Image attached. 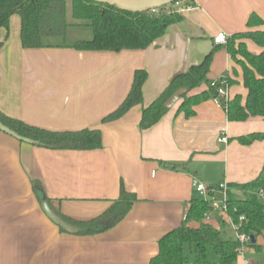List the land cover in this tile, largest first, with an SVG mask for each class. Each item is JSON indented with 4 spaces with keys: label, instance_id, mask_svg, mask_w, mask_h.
<instances>
[{
    "label": "crops",
    "instance_id": "1",
    "mask_svg": "<svg viewBox=\"0 0 264 264\" xmlns=\"http://www.w3.org/2000/svg\"><path fill=\"white\" fill-rule=\"evenodd\" d=\"M183 19L142 50L79 51L49 47L24 49L20 18L12 15L0 48V111L49 130H101L102 146L92 150H49L19 142L0 130V264H148L158 241L184 220L192 181L207 186L246 183L264 176V139L249 145L232 140L264 131L261 118L229 122L215 99L195 107V115L176 113L177 105L153 126L141 130V107L120 119L102 123L129 91L136 69L147 72L143 105L152 102L172 78L200 63L214 49L207 77L227 84L228 98H242V69L213 37L249 30L250 14L263 19L264 0H193ZM253 53L259 48L243 40ZM249 43L253 46L250 48ZM205 84L194 90L206 89ZM225 136L226 143L218 138ZM186 163L172 170L162 162ZM31 180L42 183L54 210L75 221L101 215L120 194L121 185L137 200L111 228L79 236L60 232L41 210ZM240 195L239 191L228 188ZM215 193L214 195H216ZM223 220L233 230L229 216ZM264 264V232L255 238ZM248 245L233 264H250ZM251 258V264L255 259Z\"/></svg>",
    "mask_w": 264,
    "mask_h": 264
},
{
    "label": "trees",
    "instance_id": "2",
    "mask_svg": "<svg viewBox=\"0 0 264 264\" xmlns=\"http://www.w3.org/2000/svg\"><path fill=\"white\" fill-rule=\"evenodd\" d=\"M182 8L193 6V0H179ZM179 7L167 5L154 11L141 13L127 12L114 6L95 3L90 0H71L69 22L66 0H0V31L8 30L12 15L20 18V41L24 49L49 47L72 48L79 51H112L142 50L153 41L162 37L168 27L183 19ZM263 25V19L257 14L249 15L246 26L249 30L235 33L228 37L223 45L231 58L242 69V84L246 89L244 98L236 94L232 98H220L217 90L220 82L211 83L207 77L214 49L198 64L190 65L185 71L175 75L164 90L147 105H143V87L147 80L144 69H136L128 93L121 103L101 122L115 121L132 108L141 107L139 128L147 129L156 124L169 109L164 101L178 88H186L178 102L176 113H183L185 118L195 115V107L209 99L219 102L229 122H245L250 118H261L264 121V30H251ZM89 30V38H76L68 42L70 28ZM60 38L62 43L54 44L50 39ZM6 37L0 39V48ZM242 40L252 41L260 50L253 53L247 49ZM233 81L227 80L231 85ZM206 89L194 92L201 85ZM0 123L11 131L19 142L30 141L37 147L49 150H92L102 146L101 130L98 128H81L78 130L55 131L29 125L0 111ZM264 139V131L251 132L234 137L242 145H249ZM172 170L185 168L186 163H167ZM264 172V169H263ZM218 184L209 186L216 188ZM33 193L40 204L46 200L51 209L65 222L78 227L75 235H93L105 231L119 222L137 200L121 185L117 200L98 217L89 221L71 220L58 213L45 194L43 185L38 180H31ZM235 189L237 195L228 189L227 214L235 225L236 233L257 238L264 232V201L256 195L264 191V176L261 173L255 179L238 184H227ZM209 200L198 197L191 199L186 216L182 223L165 233L158 241V253L148 264H233L241 247L237 237L224 238L222 229L226 226L219 221V228L203 221V216L211 210ZM60 232L66 233L60 227ZM255 250V264H261V247L256 242L248 244ZM189 256L192 263H189ZM246 257L251 264V258Z\"/></svg>",
    "mask_w": 264,
    "mask_h": 264
},
{
    "label": "water",
    "instance_id": "3",
    "mask_svg": "<svg viewBox=\"0 0 264 264\" xmlns=\"http://www.w3.org/2000/svg\"><path fill=\"white\" fill-rule=\"evenodd\" d=\"M99 4H106L109 6H114L119 10L133 12V13H141L147 11H154L161 7L172 5L179 0H90ZM187 92L186 88H178L174 91L165 101L164 107L167 109H171L176 105L180 97ZM0 130L12 137H15L14 134L9 131L6 127H4L0 123ZM25 143H30V141L24 139ZM40 207L45 216L57 227H60L68 234H77L79 229L78 227L69 224L63 221L49 206L46 200H40ZM251 243H255L254 236H250Z\"/></svg>",
    "mask_w": 264,
    "mask_h": 264
},
{
    "label": "built area",
    "instance_id": "4",
    "mask_svg": "<svg viewBox=\"0 0 264 264\" xmlns=\"http://www.w3.org/2000/svg\"><path fill=\"white\" fill-rule=\"evenodd\" d=\"M175 6L179 7L178 10L180 12L184 9L181 7L180 2H175ZM227 39H228V36L225 33L219 32L213 37V43L217 46L218 45H224L226 43ZM220 83L222 84V87L218 88L217 93H218L220 98L227 99L228 98L227 91H226L227 81L222 80ZM218 142L219 143H226L227 138L225 136H220L218 138ZM192 186H193V189L196 192V195L198 198L210 201L209 203H210L211 210L204 214V216H203L204 222H208L211 220L212 213H216L217 218H219V219H222V216L228 215L227 214L228 187H227L226 183L222 182V183L218 184L216 188H213V187H209V186L205 185L203 182H201L197 179H193ZM217 192L222 193V196H223L222 200L218 201V200L214 199V194ZM256 195L259 199L264 201V191L263 190L257 191ZM232 227L235 229V225L232 224ZM236 237L241 244V247L239 248V253H242L244 247L250 243V237L248 235L240 234V233L239 234L236 233Z\"/></svg>",
    "mask_w": 264,
    "mask_h": 264
},
{
    "label": "rangeland",
    "instance_id": "5",
    "mask_svg": "<svg viewBox=\"0 0 264 264\" xmlns=\"http://www.w3.org/2000/svg\"><path fill=\"white\" fill-rule=\"evenodd\" d=\"M67 2V16H68V20L69 22L73 23L75 21H73V19L70 17V9H71V0H66ZM90 37V33L89 30L84 29V28H75L72 27L70 28L69 32H68V37H67V41L71 42L76 38H89ZM62 39L60 38H54V39H50L51 43L54 44H59L62 43ZM243 41V40H242ZM248 46L251 48L253 46L252 43H249ZM222 193L221 192H217L216 195H214V199L216 200H222ZM222 236L224 238H233V230L230 228L229 225L224 226V228L222 229ZM189 263H192V257L189 256Z\"/></svg>",
    "mask_w": 264,
    "mask_h": 264
}]
</instances>
